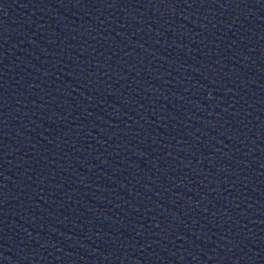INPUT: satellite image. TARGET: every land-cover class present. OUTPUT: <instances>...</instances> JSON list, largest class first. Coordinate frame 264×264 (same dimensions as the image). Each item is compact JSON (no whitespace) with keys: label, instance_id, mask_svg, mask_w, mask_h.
Masks as SVG:
<instances>
[{"label":"water","instance_id":"water-1","mask_svg":"<svg viewBox=\"0 0 264 264\" xmlns=\"http://www.w3.org/2000/svg\"><path fill=\"white\" fill-rule=\"evenodd\" d=\"M0 264H264V0H0Z\"/></svg>","mask_w":264,"mask_h":264}]
</instances>
